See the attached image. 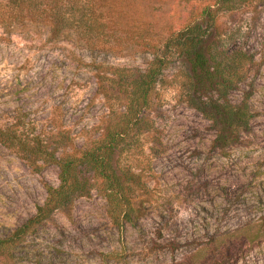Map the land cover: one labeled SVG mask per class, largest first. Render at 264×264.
Returning <instances> with one entry per match:
<instances>
[{
	"label": "rangeland",
	"instance_id": "obj_1",
	"mask_svg": "<svg viewBox=\"0 0 264 264\" xmlns=\"http://www.w3.org/2000/svg\"><path fill=\"white\" fill-rule=\"evenodd\" d=\"M217 0H0V128L15 120L37 133L60 125L80 148L119 128L130 99L97 89L95 65L123 75L147 71L155 52L193 21L205 43L235 69L225 99L245 103L248 129L226 145L196 108L187 66L167 57L140 124L121 138L119 169L136 208L118 230L104 196L92 189L54 213L22 253L30 264H264V0L231 10ZM91 24L131 29L114 51L91 50L74 32ZM60 28L66 33H54ZM57 29V28H56ZM101 46V45H97ZM99 48V47H97ZM168 55V51L163 50ZM203 102L206 97H200ZM124 115V116H123ZM126 120L124 121V125ZM37 127V129H36ZM0 144V237L31 219L58 170L34 172ZM102 183V182H101ZM228 249V259L217 253ZM31 251L32 254L29 252Z\"/></svg>",
	"mask_w": 264,
	"mask_h": 264
},
{
	"label": "trees",
	"instance_id": "obj_2",
	"mask_svg": "<svg viewBox=\"0 0 264 264\" xmlns=\"http://www.w3.org/2000/svg\"><path fill=\"white\" fill-rule=\"evenodd\" d=\"M252 1L217 0L216 6L231 10ZM56 28L53 29L54 33L67 32L61 31L57 26ZM119 31L125 35L126 40L135 37L131 29L119 30L99 24L78 28L74 32L86 38V44L91 46L92 51L101 50L107 53L111 50L117 52V48L123 44L117 38ZM144 36H147L146 33L136 36L142 43L138 42L136 44L139 45L135 46L155 52L151 67L147 71L136 75H123L117 68L95 65L97 89L102 95L107 97L116 89L130 99L124 117L125 125L124 120L119 128L112 126L105 129L97 139L80 148L73 146L68 131L57 124H51L50 128L41 127L37 133H33L30 126L16 120L9 126L0 128L2 146L20 155L34 172H39L46 166H55L59 181L57 186L45 185V201L36 207V213L31 219L6 236L0 237V264H30L25 262L22 252L29 247L32 236L50 223L54 213L68 209L75 199L87 196L92 189H96L106 199L107 213L119 231L125 224L133 222L136 208L131 200L128 176L119 169V144L125 132L143 120V112L149 107V99L156 88L160 68L170 55L179 57L187 66L190 95L198 101L199 106L196 105V108L217 127V143L226 145L234 142L248 129L250 115L245 103L232 105L219 101L225 99L236 72L230 68V77L225 75L223 65L230 58L223 54V59L219 60L218 55L222 54L203 42L202 25L193 21L190 25L174 31L163 45L149 44ZM163 50L168 51V55L163 54ZM211 92H217L220 99L213 100L209 96ZM200 97H206L207 101L202 102ZM228 251H220L217 255L221 259H228ZM29 253L32 254L31 251Z\"/></svg>",
	"mask_w": 264,
	"mask_h": 264
}]
</instances>
